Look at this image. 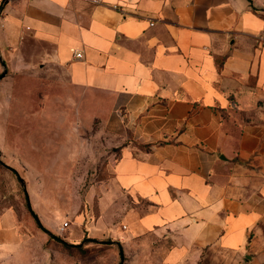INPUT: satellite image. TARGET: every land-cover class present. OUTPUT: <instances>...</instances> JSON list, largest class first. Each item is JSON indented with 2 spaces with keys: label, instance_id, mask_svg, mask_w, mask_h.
<instances>
[{
  "label": "crops",
  "instance_id": "0c3cea01",
  "mask_svg": "<svg viewBox=\"0 0 264 264\" xmlns=\"http://www.w3.org/2000/svg\"><path fill=\"white\" fill-rule=\"evenodd\" d=\"M1 5L2 76L45 66L107 97L87 102L118 157L68 243L109 241L126 264H200L212 251L264 264V0ZM23 239L1 209L0 264Z\"/></svg>",
  "mask_w": 264,
  "mask_h": 264
},
{
  "label": "rangeland",
  "instance_id": "374dc122",
  "mask_svg": "<svg viewBox=\"0 0 264 264\" xmlns=\"http://www.w3.org/2000/svg\"><path fill=\"white\" fill-rule=\"evenodd\" d=\"M65 83L45 66H38L36 75L0 74V210L12 211L17 233L24 238L10 264H126L109 241L68 243L70 230L60 231L65 222L74 227L76 217L84 220L82 229L92 221L88 211L118 157L101 112L87 102L107 97L78 93ZM34 216L59 240L43 232ZM245 261L212 251L200 264Z\"/></svg>",
  "mask_w": 264,
  "mask_h": 264
},
{
  "label": "water",
  "instance_id": "95a60500",
  "mask_svg": "<svg viewBox=\"0 0 264 264\" xmlns=\"http://www.w3.org/2000/svg\"><path fill=\"white\" fill-rule=\"evenodd\" d=\"M19 181H20V183L23 185L24 193H25V195H26V197H27V192H26L25 185H24L23 181H22L20 178H19ZM27 203H28V206H29L28 198H27ZM34 219H35V221H36L38 227H39V228H42V226H41V224H40L38 218H37L36 216H34ZM61 242L66 243V242H64L63 240H61ZM119 255H120V259H121V261H122L123 257H122V252H121V251L119 252Z\"/></svg>",
  "mask_w": 264,
  "mask_h": 264
},
{
  "label": "built area",
  "instance_id": "2783aa9c",
  "mask_svg": "<svg viewBox=\"0 0 264 264\" xmlns=\"http://www.w3.org/2000/svg\"><path fill=\"white\" fill-rule=\"evenodd\" d=\"M89 1H91L92 3H98V2H99V0H89ZM76 56H77V57H80V54H77ZM68 227H69L68 223L65 222V223H63L62 226L60 227V231H65ZM122 230H126V226L123 225V226H122Z\"/></svg>",
  "mask_w": 264,
  "mask_h": 264
},
{
  "label": "trees",
  "instance_id": "16d2710c",
  "mask_svg": "<svg viewBox=\"0 0 264 264\" xmlns=\"http://www.w3.org/2000/svg\"><path fill=\"white\" fill-rule=\"evenodd\" d=\"M1 8H2V5L0 6V13H1ZM43 232H45L50 238H54V239H56V240H59L58 239V237H55V236H53V235H51L48 231H46L45 229H43V228H40ZM63 244V246L64 247H69V245H67V243H62Z\"/></svg>",
  "mask_w": 264,
  "mask_h": 264
}]
</instances>
